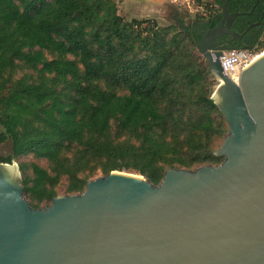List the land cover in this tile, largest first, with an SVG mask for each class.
<instances>
[{
	"label": "trees",
	"instance_id": "16d2710c",
	"mask_svg": "<svg viewBox=\"0 0 264 264\" xmlns=\"http://www.w3.org/2000/svg\"><path fill=\"white\" fill-rule=\"evenodd\" d=\"M224 1L194 19L173 7L163 26L125 19L115 0H0V146L12 144L0 162L47 161L48 170L20 165L33 208L51 204L64 178L65 195H76L98 174L135 173L159 185L168 169L223 162L215 152L228 128L196 52ZM255 2L228 4L242 13L236 32L253 23ZM263 31L264 21L243 48H264Z\"/></svg>",
	"mask_w": 264,
	"mask_h": 264
},
{
	"label": "water",
	"instance_id": "95a60500",
	"mask_svg": "<svg viewBox=\"0 0 264 264\" xmlns=\"http://www.w3.org/2000/svg\"><path fill=\"white\" fill-rule=\"evenodd\" d=\"M197 51L219 85L212 99L228 133L218 166L168 169L159 185L114 171L82 194L33 208L20 167L0 162V264H264V54L238 82L221 67L243 48L229 13Z\"/></svg>",
	"mask_w": 264,
	"mask_h": 264
},
{
	"label": "rangeland",
	"instance_id": "374dc122",
	"mask_svg": "<svg viewBox=\"0 0 264 264\" xmlns=\"http://www.w3.org/2000/svg\"><path fill=\"white\" fill-rule=\"evenodd\" d=\"M117 5H118V10H119V14L124 17L125 19H127L126 13L129 12V9H125L123 8V1L124 0H115ZM131 1V0H130ZM147 3H149V5H146V11L149 13H145L144 16H148L145 17L144 19H152V20H156L160 25L166 26L167 24H169V20H168V14L172 11L173 7L179 9L180 11H182L183 13L186 11H190V15L191 17L194 19L196 16H207L211 11H216V8L213 5H210V3L213 2V0H190L191 1V9L190 8H186L184 3H176V4H171V0H146ZM132 2V1H131ZM121 7V8H119ZM151 15V16H150ZM128 20V19H127ZM197 57L203 62V63H207V61L202 57V55L199 54V52H196ZM22 74L20 73L19 76H21ZM219 82L216 78L213 77V93L215 92L216 88L218 87ZM12 153V144L11 142L0 146V159L1 158H5L10 156ZM15 163H17V165L20 167L21 164H30V163H34L44 169H49V165L47 163V161L43 160V159H38L35 158L32 154L29 155H23L17 159H15ZM22 172V171H21ZM27 176H31L32 172L29 170L26 172ZM23 179H24V173H22ZM98 177H101L100 174H98ZM94 178V179H96ZM93 180V179H92ZM66 185H67V180L64 178L61 182V184L58 186L57 188V192L59 196H63L65 195V189H66ZM25 199L28 201L29 204L32 205V201L29 199V197L25 196ZM50 204H44L42 208L49 206Z\"/></svg>",
	"mask_w": 264,
	"mask_h": 264
},
{
	"label": "built area",
	"instance_id": "2783aa9c",
	"mask_svg": "<svg viewBox=\"0 0 264 264\" xmlns=\"http://www.w3.org/2000/svg\"><path fill=\"white\" fill-rule=\"evenodd\" d=\"M259 42L264 45V31ZM263 54L264 48L259 45L251 49L227 51L220 59V64L223 72L237 83L242 69L248 66L251 60Z\"/></svg>",
	"mask_w": 264,
	"mask_h": 264
},
{
	"label": "crops",
	"instance_id": "0c3cea01",
	"mask_svg": "<svg viewBox=\"0 0 264 264\" xmlns=\"http://www.w3.org/2000/svg\"><path fill=\"white\" fill-rule=\"evenodd\" d=\"M131 1L130 0H124L123 1L124 4L122 6L126 10L129 9V12L126 13V16H125L128 20H131V19L142 20L145 17H148V16H144L145 13H149L145 10L146 5H149V3H147L146 0H131ZM170 2H171V4H176L178 2L184 3L185 5H187V6H185L186 8L188 7L191 9V1L190 0H171ZM119 8H121V7H119ZM187 12L191 13L190 11H187Z\"/></svg>",
	"mask_w": 264,
	"mask_h": 264
},
{
	"label": "flooded vegetation",
	"instance_id": "af4514ba",
	"mask_svg": "<svg viewBox=\"0 0 264 264\" xmlns=\"http://www.w3.org/2000/svg\"><path fill=\"white\" fill-rule=\"evenodd\" d=\"M236 12H239V10L238 9H235L234 11H231V12L229 11L230 14L236 13ZM248 15L250 17V20L253 21V23L250 26H253V28H259V27H261V25L263 24V21H264V0H256L255 5L253 6L251 12ZM237 18H236V20L234 21V23L232 25V29H233L234 26L238 25L237 24ZM221 20H222V18H220V20H219V22H218L217 25H219L221 23ZM247 29H248V27L246 28V30ZM205 32L206 31H204V32L203 31H199V33H201V34H204ZM253 35L254 34H252V36Z\"/></svg>",
	"mask_w": 264,
	"mask_h": 264
},
{
	"label": "bare ground",
	"instance_id": "6f19581e",
	"mask_svg": "<svg viewBox=\"0 0 264 264\" xmlns=\"http://www.w3.org/2000/svg\"><path fill=\"white\" fill-rule=\"evenodd\" d=\"M257 59V57L256 58H254L253 60H251L249 63L251 64L253 61H255Z\"/></svg>",
	"mask_w": 264,
	"mask_h": 264
}]
</instances>
